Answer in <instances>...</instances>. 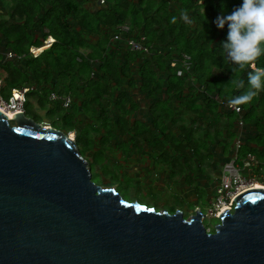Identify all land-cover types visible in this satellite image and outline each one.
I'll return each instance as SVG.
<instances>
[{
    "label": "trees",
    "instance_id": "16d2710c",
    "mask_svg": "<svg viewBox=\"0 0 264 264\" xmlns=\"http://www.w3.org/2000/svg\"><path fill=\"white\" fill-rule=\"evenodd\" d=\"M100 1L0 0V97L8 101L28 88L26 114L35 119L32 103L47 111L51 126L75 133L81 154L86 159L90 154L95 165L105 160L110 145L125 162L149 149L171 181L183 177L205 198L194 175L214 183L207 168L214 163L215 141H235L234 129L242 124L256 134L253 143L264 147V92L240 112L228 106L230 96L247 88V71L236 74L245 89L229 84L233 65L220 47L228 29L215 25L242 0H204L203 6L198 0ZM184 9L194 20L190 26L180 18ZM125 24L131 31L115 40ZM128 39L142 50H131ZM154 47L160 52L153 53ZM32 48L40 52L34 55ZM184 55L191 57L189 70ZM257 66L264 67V57ZM138 87L151 102L148 123L136 117ZM51 93L70 96V107L51 102ZM255 157L252 148L238 147L241 170L246 162L258 163Z\"/></svg>",
    "mask_w": 264,
    "mask_h": 264
},
{
    "label": "water",
    "instance_id": "95a60500",
    "mask_svg": "<svg viewBox=\"0 0 264 264\" xmlns=\"http://www.w3.org/2000/svg\"><path fill=\"white\" fill-rule=\"evenodd\" d=\"M69 135L0 109V264H264V186L210 232L201 210L187 219L102 187Z\"/></svg>",
    "mask_w": 264,
    "mask_h": 264
},
{
    "label": "rangeland",
    "instance_id": "374dc122",
    "mask_svg": "<svg viewBox=\"0 0 264 264\" xmlns=\"http://www.w3.org/2000/svg\"><path fill=\"white\" fill-rule=\"evenodd\" d=\"M100 2L101 4L103 3L102 1ZM94 5L91 3L90 7L93 8ZM29 108L35 115L37 122L42 123L41 121L46 119V116L35 104L32 103ZM138 117L140 116L138 115ZM141 118L148 121L149 114L147 116L143 115ZM74 135L76 137L75 133ZM86 157H88L87 160L91 164L92 176L102 187H112L125 200L139 202L160 212L168 211L169 213H176L181 211L187 219H190L198 210H201L206 213L203 221L205 227L210 232L215 231V226L219 222L217 223L214 219H218L219 214L222 212L221 210L216 211L213 209V203H216L220 188L219 185L216 191L215 180L214 183H209L207 180V186L212 185V188L208 191L206 190L207 195L205 198H199L195 189L188 186L183 177L178 180L176 179V181H171L169 179L170 171L157 164L155 154L149 149H145L144 154L138 155L135 159L127 162L124 161L121 153L113 145L109 146L105 160H102L99 165H95L90 154ZM219 168L220 164H217L215 169L211 167L207 169L212 174L215 171L223 172V168ZM216 172L213 174L214 177ZM240 174L243 177H247V172L244 170H240ZM194 177L197 181L198 188L202 191L204 187L201 184L202 181L205 182L206 178L200 174H195ZM246 181L245 188H250L252 184L259 183L257 179L252 177L250 179L246 178ZM257 186L261 187V185L254 187ZM233 187V189H230V194L233 196V200H230V202L234 201V197L237 194L235 184ZM240 193L242 192L238 194Z\"/></svg>",
    "mask_w": 264,
    "mask_h": 264
},
{
    "label": "clouds",
    "instance_id": "9594fccd",
    "mask_svg": "<svg viewBox=\"0 0 264 264\" xmlns=\"http://www.w3.org/2000/svg\"><path fill=\"white\" fill-rule=\"evenodd\" d=\"M203 6L204 0H198ZM180 18L186 25H192L194 20L187 9L180 12ZM177 18L173 16L171 23ZM218 29L227 25L226 42H221L223 53L231 62L234 74L231 82L237 89H245V81L236 78L237 73L247 71V88L242 94L230 96L228 106L237 112L243 105H249L261 92H264V67H258L257 62L264 57V0H242V4L230 14L219 15L215 20Z\"/></svg>",
    "mask_w": 264,
    "mask_h": 264
},
{
    "label": "built area",
    "instance_id": "2783aa9c",
    "mask_svg": "<svg viewBox=\"0 0 264 264\" xmlns=\"http://www.w3.org/2000/svg\"><path fill=\"white\" fill-rule=\"evenodd\" d=\"M102 1V0H101ZM103 2V1H102ZM131 31V27L128 24L122 25L119 27V32L115 36V40H123L122 37H125L124 34L129 33ZM52 41H48L47 45H50ZM128 45L130 46L131 50L133 51H140L142 50V45L135 40H127ZM40 52L39 49L32 48L31 53L37 55ZM81 61L80 59H78ZM184 66L187 70L191 67V57L189 55H184ZM29 89L25 88L18 91L13 97H11L8 101L4 100L0 97V109L4 112L12 111L14 113L25 112V107L27 103V93ZM49 100L51 102H59L62 104L64 109L70 107L72 103V98L70 96H62L57 93H51L49 96ZM233 111H236L234 108H231ZM237 112V111H236ZM240 112V111H239ZM239 147V144H238ZM237 157H234L230 162L226 163L223 168L222 176H221V184L218 190V197L216 199V203H213V209L223 210L225 207H229L233 209L234 201L233 196L230 194V189H233V185L235 184L237 194L244 190L246 187V178L241 176L240 174V167L237 164ZM244 167H251L249 162L244 164ZM254 185L252 184L250 188H253ZM249 188V189H250ZM236 194V195H237ZM236 197V196H235ZM234 197V198H235ZM210 231V230H209Z\"/></svg>",
    "mask_w": 264,
    "mask_h": 264
},
{
    "label": "crops",
    "instance_id": "0c3cea01",
    "mask_svg": "<svg viewBox=\"0 0 264 264\" xmlns=\"http://www.w3.org/2000/svg\"><path fill=\"white\" fill-rule=\"evenodd\" d=\"M160 52L158 48L154 47L153 49V53L154 52ZM143 57L145 59H147L148 55L143 54ZM175 57V56H174ZM177 58V57H175ZM142 62H145L144 59H142ZM173 64L171 63V66ZM177 69H179V67H176ZM166 74H162V77L164 78ZM138 82V81H137ZM140 88H137V91H135L134 95L136 96L137 102H138V106H139V110L136 112V117L138 118V120H141L145 123H148V121H146L145 119L141 118V116L145 115L147 116L149 114V109H150V105L151 102L149 100H147L145 98V96H143L140 92H139ZM216 99V96H214ZM52 106H48V109L51 108ZM222 109L226 108V104H222L221 105ZM227 109H229L227 107ZM41 112L46 115L45 110H41ZM148 112V113H147ZM14 113V112H12ZM138 115L140 117H138ZM44 125L47 126H51L50 121H48L47 119L42 120ZM234 131L237 133L236 135V140L235 141H230L229 139H226V137L220 138L217 141H215L214 144H212V147H214V163H212L211 168L215 169V166H217V164H220V168H224V165L232 158L237 157V151H238V144L239 146L243 145V147H250L254 150V154L257 157L258 163L257 162H249L251 164V167H244L245 170L247 172V177L246 178H255L258 180L259 183H257L256 185H264V165H263V159H264V147H260L256 144L253 143L252 139L253 137L256 138V134L253 133L252 129L243 126L242 124H237L236 128L234 129ZM255 157V158H256ZM262 158V160H261ZM256 160V161H257ZM210 162V160H209ZM260 167L262 168V173L259 174V169ZM219 168V169H220ZM217 170V169H216ZM222 170V169H221ZM216 172V171H215ZM214 172V173H215ZM213 173V174H214ZM222 173V171H221ZM220 172H216L215 177L213 176L212 173L209 174V176L211 177L212 180H215V189L217 191L218 189V182L219 179H221L220 177ZM220 177V178H219ZM262 183V184H261ZM203 187H205V189L208 191L212 188V185L207 186V179H205V182L202 181Z\"/></svg>",
    "mask_w": 264,
    "mask_h": 264
},
{
    "label": "bare ground",
    "instance_id": "6f19581e",
    "mask_svg": "<svg viewBox=\"0 0 264 264\" xmlns=\"http://www.w3.org/2000/svg\"><path fill=\"white\" fill-rule=\"evenodd\" d=\"M6 113H7L10 117H13V115L16 114V113H12V111H9V112H6ZM69 136H70L72 139L75 138V135H74L73 132H71ZM254 186H256V184H255ZM248 189H249V188H245L244 190H241L240 192H244V191H246V190H248ZM226 209H230V208H225V209L222 210V212H224ZM222 212H221V213H222ZM221 213H220V214H221ZM220 214H219V215H220Z\"/></svg>",
    "mask_w": 264,
    "mask_h": 264
},
{
    "label": "flooded vegetation",
    "instance_id": "af4514ba",
    "mask_svg": "<svg viewBox=\"0 0 264 264\" xmlns=\"http://www.w3.org/2000/svg\"><path fill=\"white\" fill-rule=\"evenodd\" d=\"M261 186H263V185H261ZM257 187H260V186H257ZM206 214V213H205Z\"/></svg>",
    "mask_w": 264,
    "mask_h": 264
}]
</instances>
